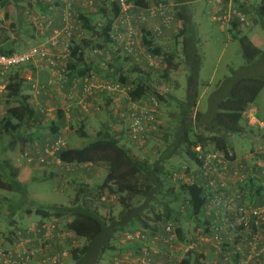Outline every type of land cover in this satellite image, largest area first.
<instances>
[{
	"label": "trees",
	"instance_id": "obj_1",
	"mask_svg": "<svg viewBox=\"0 0 264 264\" xmlns=\"http://www.w3.org/2000/svg\"><path fill=\"white\" fill-rule=\"evenodd\" d=\"M207 1L212 5V21L219 25L224 23V27H226L225 31L229 30L230 32L235 31L237 33L236 38L238 39L242 56L247 64L253 63L263 55L260 47L254 45L247 36L240 35V29L248 25L247 21L256 22V19L251 15L252 12L258 13L262 17L264 15V8L255 9L248 0H222L219 4H213V0ZM127 2L131 5L130 18L135 26H137L136 23L140 22L142 17H145V21H147V24H145V21L142 22L143 25L140 24V37H142V44L146 47L148 53L152 56H157L161 61L159 65L160 69L155 70L147 64V74H142L141 72V75L131 81L130 76L135 62L132 57L122 55L119 52L120 49H114L115 44L111 37L115 20L119 13L118 1L115 0L111 3L110 10L103 12L107 20L99 29L93 24V18L87 14H80L79 21L82 23V36L79 39L75 38L76 30L70 37L69 57L66 60L65 71H61L62 67L57 71L58 74L59 72L61 73L62 79H55L52 76L49 80L54 79L56 84L49 87L46 86V94L41 93L33 103L46 97L52 100L51 94L53 92L51 88L56 89L57 82L63 83L62 88H65L64 91H66L67 83L77 80H80L82 83L85 77H95L91 64L85 58L86 52L90 50V53H92L95 50H100L103 55V51L109 50V46L113 47L114 51V53L110 51V58L116 59L118 57L122 60L125 59V61H131L128 71H124L123 68L118 67L113 61L112 63L108 61L109 67L106 71V81L125 86L124 89L126 91L119 96H122L125 103L124 109H127V115L129 112V100L131 102H139L141 99H148L154 95L160 102L164 101V96L167 93L163 95L152 88L148 84V80L150 81L149 78L152 73L157 74L159 72L154 79L157 86L163 85L171 88V86H168L171 83L170 73L178 68V64H175L176 52L174 50L171 53L163 51L158 42L163 37L165 31L173 28L172 24L174 22V27L177 26L174 40L177 45H181L182 62L189 71L187 75L186 97L184 100L179 101L181 124L179 123L180 126L174 134L176 138L171 142H168L169 139H167L165 148L160 150L158 153L159 157L153 160L148 158L141 160L135 156L133 152L134 147L129 145L130 143L127 141L128 120L123 125L121 132H114L112 124L110 125L109 122L102 125L95 133V139L83 148H69L67 145L63 150L58 152L56 158L61 164H75L78 167L83 164L92 165L89 169L80 168L84 172L89 171L94 166L103 167L106 171V176L96 186L95 190H90L84 185H78L77 196H75L69 207L46 209L43 206H39L26 209V214L33 215L35 213L40 217V221L35 222V224L31 225L32 227L30 226L32 229L31 235L36 239L35 245H38L39 242L43 243V251L35 259L39 260L40 264H50L45 262V259L55 255L61 247H64V242L70 244L73 241L68 237L65 239L63 237L62 240L60 235L63 230L61 231L59 227L51 230L53 232L47 239L44 237V235L49 234V229L47 228L49 223L54 226L57 225L56 222L51 221L53 218L69 220L66 222L64 230L70 233L72 238L83 239L85 241L83 247L74 249L71 252L75 264H99L107 251L115 250L114 242L117 238L116 235L123 236L129 232L142 230L150 242L164 231L162 225L171 224L170 222L172 221L177 226L174 229L177 241L179 240V242L185 244L195 242V238L186 240L185 232L180 222L181 216H187L190 220H194L197 225H200L201 231L197 232L196 236H210L212 229L219 222V217L215 216V213L208 208V201L213 196L212 189L206 187L207 183L199 172L198 174L195 173L198 177L197 179L194 176L191 177L193 179V184L191 185L183 183L182 179L175 180L174 175L177 172L172 173L170 176V173L167 172L166 164L173 156L178 154L179 145L186 147L185 154L197 168L202 165V161L195 151L197 147H201L203 151L216 149L223 152L228 160L233 161L235 155L230 145L231 138L234 134H244L243 131L245 129L240 125V122L244 119L245 112L252 108L251 106L264 89L263 77H233L231 80H226L227 87L225 93L221 94L222 98H218L219 100H216V103H214V110H211L212 113H208L210 111L205 114L200 113L198 111V100L200 96L199 72L202 67V55L199 50V40L194 29L195 0H163V2L162 0H127ZM43 3V1L37 0V4L41 5L43 13L41 15H49L55 19L53 15L49 14L51 6ZM167 4L173 6L170 12L172 14L171 17L168 15L169 8ZM0 6L4 9L5 18L11 20L14 10L11 0H0ZM160 6L162 7L160 8L161 11H158L156 8ZM60 8H62L61 3ZM73 9L75 10V6H73ZM249 15L250 18L248 17ZM218 17L224 20L218 21ZM150 22L159 23L160 28H156V30L149 29L147 31L143 27H146L145 25L148 27V23L150 24ZM152 25L157 27L156 24ZM55 26L58 28L62 27L59 24L56 25V23ZM36 33L38 34L39 32L36 31ZM40 36L44 42V35ZM91 38H96L97 40L92 44ZM8 41L6 39L5 42L8 44L0 45V54L12 55L25 51H20L17 48L16 43L18 41L14 40L11 43ZM117 54L120 56H117ZM97 55L100 56L101 54ZM164 61L166 64L165 68H163ZM43 64L45 65V63L41 65ZM33 67V65H23L8 72L5 97L7 99V106L9 107L6 110V116L0 122V140L2 142L4 140L5 142V139L9 138L8 146L10 148H14L19 141L25 143L26 149L24 153H28L30 156L33 153L32 148H30L32 144L30 143L39 139L37 138L38 127H36L38 123L41 126L43 120L46 123L48 122L47 128L50 138H47L44 144L48 140L55 139L60 134V129L66 123V113L62 110L64 105L62 107L60 100H53L55 107L58 108H56L55 118L53 112V118L49 119L46 113L51 106L45 108L38 102L34 106L31 104L32 97L25 94L26 91H30V94L33 95L32 84L34 82H29L28 89H26L27 80L24 78V74ZM153 78L154 76H152ZM81 90L82 86L80 94ZM168 91L167 89L166 92ZM71 93V90L67 92L68 95H71ZM101 93L109 97L108 101L110 104L117 97V94L109 92ZM53 96L56 95L53 94ZM12 101L18 105L10 106ZM52 103L51 105H54ZM257 112L258 110H256V114ZM192 121L195 123L197 129L193 139L190 138L185 128ZM79 125L77 133L81 137H87L83 122H80ZM124 140H126L128 145L124 143ZM53 161L56 160L48 158L42 165H49ZM188 168L186 169L187 172L190 170ZM18 176V169L14 168L9 160L0 162V191L15 192L19 190L22 199L21 203L23 202L26 205L29 203L27 198L28 193L26 195V191H22L26 190V186L24 183L18 181ZM175 184L177 185L175 186ZM113 197L114 201L112 202H117V206L121 209L116 217L108 215L107 218H103L99 214L96 205L97 203L110 204L112 203L111 201L101 202V199L106 198L110 200ZM17 210L18 208L14 209L12 207L11 213L15 214ZM183 213L184 215H182ZM10 226L12 230L9 229L11 231L7 233V241L12 244L14 242V233L18 230L22 231L24 230L23 228L27 227L15 225L14 219H11ZM165 246L167 253L173 252L167 249V245ZM142 247L143 245L140 243L129 244L128 247H124L119 251L121 254L129 252L128 255L130 257H137L141 256ZM147 247L151 249V246ZM229 247V245H222V250L228 251ZM196 254L189 252L185 259L180 260L179 264H192V255ZM158 258L159 256L156 255L155 262ZM28 264H37V262L33 261ZM168 264L174 263L170 262Z\"/></svg>",
	"mask_w": 264,
	"mask_h": 264
},
{
	"label": "rangeland",
	"instance_id": "obj_2",
	"mask_svg": "<svg viewBox=\"0 0 264 264\" xmlns=\"http://www.w3.org/2000/svg\"><path fill=\"white\" fill-rule=\"evenodd\" d=\"M77 1L78 0H75L74 6ZM86 1L88 0H80V6L82 9L76 10L75 8L73 14L74 17L72 20V24L76 28L74 31L77 30L75 38L78 39L82 36V23L79 21L80 14H87L91 18H93V24H95L98 29L101 28L107 20L106 15L99 13L96 14L94 11L90 10L91 8L95 7L97 0H93V6H88L87 4H85ZM248 1L255 9L264 8V0ZM195 2L196 3L194 6V29L199 40V50L202 55V67L199 72L200 96L198 100V111L200 113L205 114L208 111H210L208 113H212L211 110H214V103H216V100L222 98L221 94L225 93V89L227 87L226 80H231V78L234 77L233 72L236 73L235 75L238 77L239 74L241 75L245 72L249 75L264 78V15L261 17L258 13L256 14L252 12L251 15L254 19H256L257 23L251 20L247 21L248 25L243 27V29H240L241 36H247L250 40H252L253 37L258 36L260 37V40L262 42V45H260V49L262 50L263 55L257 58L253 63L247 64L242 56L241 48L238 39L236 38L237 33L235 31H225L226 27H224V25H219L212 21V5H210L207 0H195ZM11 3L14 8L11 20L5 18L4 9L0 6V45L8 44L7 42H5L6 39L9 40L8 42L10 43L16 40L18 41V43H16L17 48L20 51H24L36 44H42L43 41L40 42L41 36L39 33H36L32 24L33 20L37 16L43 14L40 6L37 4V0H11ZM77 7H79V5H77ZM167 7L169 8L168 15H170L171 17L172 14H170V12L173 6L171 4H167ZM248 17L250 18V15ZM56 21H58V19H56ZM145 22V24H147V21ZM140 24L143 25L141 21L136 23V30L138 33L140 32ZM152 24H156L157 27L153 26ZM56 25H58V23H56ZM148 25V27L147 25H145V28H151V30H156V28H160V24L157 22H150V24L148 23ZM174 25L175 23L173 22V28L164 32V35L163 37H161L160 41L158 42V45L165 52L171 53V51L173 50L176 52L175 64H178V68L174 69L173 72L170 73L171 85L168 84V86H171V88L166 87L169 91L166 92L167 94L164 96V101L160 102V111L157 116L156 123L148 133V138L145 146L141 149H137L135 147L133 148L135 156L141 160H144L146 158L153 160L159 157L158 153L160 152V150H163L165 148L166 140L169 139L168 142H171L174 138H176L174 134L180 126L179 123L181 124L179 118V101L184 100L186 97L187 75L189 74V71L182 62L181 45H177L174 40V37L176 35L175 30L177 28V26L174 27ZM91 39L92 44L94 43V41L97 40L96 38ZM140 40L142 44V37ZM55 50H51V53L56 56L66 55L63 49L57 48V52ZM110 53L111 52L109 50H105L103 51V55L98 56L93 52L90 53V50H88L86 52V57L91 56V59L93 58L95 60L101 58H103L104 60L106 59L105 63H103V61H100V63H103L101 64V67H106V61L110 58ZM121 62H124V59ZM134 62V69H132L130 76L131 81L135 80L139 75H141V72L142 74H147L146 57L141 56L138 61ZM63 63L64 62H62V65ZM40 64L41 63L33 64V66L38 71H42L43 75L45 74V77H47L48 79L44 78V76L42 75L44 79L37 80L36 82H41L42 84H45L46 81L51 79L49 78L51 74H54V78L58 79V69L54 68L52 70L51 68H47L44 64ZM165 67L166 64L164 61L163 68ZM103 70L104 69H102V73ZM102 73L99 72L98 75H96V80L98 82L106 80V76ZM158 74L159 72L157 74L152 73L149 78L150 81L148 80V84L155 90L157 89L156 87H154V85L157 86V84L155 83L154 79ZM27 75L28 73L26 72L24 74L25 79L27 78ZM152 76H154L153 79ZM99 77H101L102 79H100ZM6 83L0 81V92L1 96L3 97L1 102L2 104L0 107V122L6 116V110L9 107L7 106V99L5 97ZM59 83L57 82L55 88L60 89V92L62 90V95L58 92H56V95L57 98L64 105V112L66 113L65 116L67 123H65L64 125H67L69 130V132L66 130L65 133L61 134L66 139L69 148H83L90 141H93L95 139V133L99 130V128L109 122L110 125L112 124L114 132L122 131L123 125L126 124L128 120L127 109H124L125 103L122 99V96L116 95L117 104L116 106H112L111 104L106 103L100 104V101L93 99L95 96L94 95L93 97L87 99L85 102L88 104L90 112L89 114H91L92 116L89 117L91 118L89 124L85 125V132L87 134V137H81V135L77 133V129L80 126L79 123L81 122V120L76 118L74 119L73 112L74 108H76L74 104L75 99L77 100L78 98L79 102L80 93L76 94V88V90H71V95H68L66 91L62 89L63 83ZM26 89H28V87ZM53 97L55 99V96ZM255 102V107L258 110L256 117H258L259 119H264V89L258 95ZM92 103L95 105H93ZM15 104L16 102L12 101L10 106H13ZM52 104H54V101ZM53 106H55V104ZM240 125L245 129L243 131L245 133V136L242 137L240 136V134H234L233 141H235L234 146L238 154L244 155L248 151L254 149V147H258L259 136L264 139V128L256 127L255 124H249L248 121L246 123L244 119L241 120ZM185 128L190 138L193 139L194 134L197 132L195 123L192 121V123H190L189 126H186ZM66 132H68V134ZM5 140V142L4 140L3 142L0 140V162L4 160H9L12 163L13 167L18 169V179L19 182L24 183V185L26 186V190L24 189L22 191H26V195L28 193L27 198L29 202L26 205L23 202L21 203L22 199L19 190L15 191L16 193L0 191V241L4 242L5 245L8 242L7 233L12 230V228H10L11 219L15 220V225L30 227L31 225L35 224V222L40 221V217L37 216L35 213L33 215L26 214V209L32 207L35 208L39 206H43L46 209L69 207L70 203L74 200L75 196H77L78 185H84L87 186L90 190H95L96 186L100 184L106 176V171L103 167L94 166L89 171H86L89 173V176L84 182L73 181L72 177L68 175H62V177H59L57 179H37L35 177L36 175H32L31 173L28 174L27 172L28 165L26 163H28V161L24 157L26 144L19 141L14 148H10L8 146L9 138H6ZM124 143H126V140H124ZM179 146L180 147L178 154L171 158V160L169 161L170 163L168 162L166 164V169L167 172L170 173V176L172 175V173L177 172L180 176H182L180 177V179L183 180V183L191 185L193 184V179L191 177L194 176L195 179L198 178L195 174H198V168L185 154L186 147L182 145ZM187 168L190 169L189 172H185ZM43 177L45 178V176ZM176 185L177 184H175V186ZM241 187L244 188V186ZM96 206L99 210V214L103 218H107L108 215H113L114 217H116L117 213L121 209L117 206V202H112L110 204L97 203ZM12 207L14 209L18 208L15 214L11 213ZM182 215H184V213ZM180 219L182 228L185 232L186 240H189L190 238H196V233L201 231V228L199 227L200 225H197L194 220H190L187 216H181ZM51 221L56 222V227H59V229H62L68 234L64 236V239L68 237L69 239L71 238L73 240L70 244L64 242V247H70L71 252L74 249H80L81 247H83V245L85 244V241L83 239H77L74 237L72 238L71 234L64 230L65 224L69 220H58L53 218ZM170 223L171 225H173L174 229L177 227L173 221ZM162 233L163 232L159 234L160 237L158 236L153 239L154 245H150L152 250H155L159 253L157 263L168 264L172 260L174 264L175 262L179 264L180 260L182 261V259H185L186 256L180 253L181 251L177 250L179 244L174 245V248L172 249L173 254L167 253L165 242H163V239L165 237ZM116 237L117 238L114 242L115 250L107 251L99 264H112V261L115 256L118 257L129 254V252L122 254L120 253L119 250L123 249L124 247H128L129 245H121V240L123 237L122 235H116ZM60 238L63 240V237ZM261 240L263 242L264 250V232ZM205 244L210 243L206 242L204 243V245ZM171 248L172 247H169L167 249L169 250ZM231 248L232 245L228 249L229 257H227V261L225 260V258H222V260L214 258L212 259L213 262L209 260L206 261L204 256L201 255L203 254V252H200L198 253V255H192V264H235V262H233V258L230 259ZM218 253H222V251ZM261 256L262 257L258 259V262L259 264H264V255ZM35 261L37 262V264H40L39 260ZM63 264H75L72 259V255H70L64 261ZM127 264L133 263L129 261Z\"/></svg>",
	"mask_w": 264,
	"mask_h": 264
},
{
	"label": "built area",
	"instance_id": "obj_3",
	"mask_svg": "<svg viewBox=\"0 0 264 264\" xmlns=\"http://www.w3.org/2000/svg\"><path fill=\"white\" fill-rule=\"evenodd\" d=\"M62 8L58 21L49 15L37 16L32 24L40 35H44L45 41L42 44L31 47L22 53H14L12 55L0 54V81L6 83L7 74L10 70L18 68L23 65H33L38 63H45L47 68L59 69L65 71L66 60L69 57L70 37L72 36L75 26L72 24L74 17V3L75 0H59ZM119 13L115 20L112 31V40L114 42V49H120L122 55L132 57L133 61H138L141 56L146 57L149 67L155 70L160 69L161 61L157 56H152L147 49L141 44L140 33L137 32L135 24L130 18L131 5L127 0H117ZM222 0H213V4H219ZM88 6H93V0L85 2ZM161 6L156 8L161 11ZM218 21L224 20L221 17ZM243 20V18H242ZM141 23L145 21V17L140 19ZM166 22V21H165ZM58 23L61 28L55 26ZM224 25V23H221ZM144 47V48H143ZM57 48L63 49L66 55L56 56L51 53V50ZM93 53L101 54L102 51L95 50ZM64 62L63 65L60 62ZM40 64V65H41ZM62 65V66H61ZM58 79H62L61 73L58 74ZM56 79V78H55ZM54 80V79H53ZM48 80L45 84L34 82L32 84L31 95L32 100H36L41 93L46 94V86L56 84L54 80ZM125 86L119 83L110 81L98 82L94 76L85 77L82 81V90L79 97V104L82 106L84 112H89L87 99L93 97L97 92H109L113 94H124ZM157 91L164 95L166 93L165 86H155ZM162 90V91H161ZM3 97L0 92V107ZM128 112V142L132 147L141 149L145 146L148 138V133L156 123L157 116L160 111V101L156 96H150L148 99H141L139 102H131L129 100ZM63 109H65L63 107ZM69 109V108H68ZM53 109H48L46 116L53 118ZM244 117L249 124H255L264 128V123L259 122L256 117V110L254 108L248 109ZM67 146L66 139L59 134L55 139L48 140L43 147L35 149L36 154L40 156L37 160L40 164L45 163L48 158H54L55 162L60 163L56 155ZM195 151L198 153L202 165L198 167L199 174L206 181L208 188L212 189L213 196L208 201V208L219 217V222L215 228L212 229L210 236H196V241L189 244L178 242L174 228L171 224L163 226L164 234L163 242L165 245L174 248L178 245L177 250L181 251L184 256L189 252L198 254L202 252L204 243L210 242L212 247L217 252L222 251V245H232L230 251V259L233 258L235 264H259L258 259L264 255L263 250V230H264V202L260 205H254L246 201V193L237 189L230 193L228 181L230 178H242L246 171L243 164L233 165L231 160L226 158V155L216 149H208L203 151L201 147H197ZM24 157L30 163L33 159L32 155L24 153ZM80 168H91L90 164L79 165ZM186 172V170H185ZM178 173L174 175V179H180ZM205 183V184H206ZM228 192H224L225 190ZM114 201V197L110 200L102 198L101 202ZM32 227V226H31ZM31 227L23 228L22 231L14 233V242L10 244L0 241V264H28L35 261L41 255L43 248L42 242L35 245V237L31 235ZM56 226L49 223L47 228L49 234L44 235L47 239ZM62 231V229H60ZM68 235L62 231L60 237ZM160 237V236H159ZM149 239L142 230H136L123 235L121 243L143 245L141 248V256L130 257L123 255L114 257L112 264H127L129 261L133 264H160L155 262V256L159 253L155 250L148 249ZM151 250V251H149ZM171 252V251H170ZM223 252V251H222ZM170 254H173L170 253ZM71 255L70 247H61L57 253L51 257H47L45 262L50 264H63L64 261ZM154 257V260H153ZM237 258V259H236ZM263 260V259H262ZM172 262V260H171ZM233 264V263H232Z\"/></svg>",
	"mask_w": 264,
	"mask_h": 264
},
{
	"label": "crops",
	"instance_id": "obj_4",
	"mask_svg": "<svg viewBox=\"0 0 264 264\" xmlns=\"http://www.w3.org/2000/svg\"><path fill=\"white\" fill-rule=\"evenodd\" d=\"M41 1L44 2L43 4H46V5L49 4L51 6L49 14L53 15L55 17V19L56 18L58 19V17L60 16V11H61L60 1L59 0H41ZM113 1H115V0H97L95 7L91 8L90 10L94 11L96 14L97 13L103 14L104 11L110 10V5ZM77 5H79V7H77ZM40 8H41V5H40ZM75 8H76V10L82 9L80 6V0H78L77 3L75 4ZM143 28H145V27H143ZM149 29H151V28H148V29L146 28L147 31ZM248 30H250V29H248ZM252 30H251V32H252ZM150 32H151V30H150ZM251 41L257 47H260V45H262L260 37H258V36L253 37V39ZM108 49H109V51L114 53L113 47L109 46ZM117 56H120V55L117 54ZM85 58H87V60L91 64L95 78L99 72L102 73V69H104L102 74L106 76L107 68L109 67V63H112V61L114 64H117L118 67L123 68L124 71H128L130 66H131V64H130L131 61H125V59H124V62H121L122 59H119L118 57L116 59L109 58V60L106 61L107 62L106 67L105 66L101 67V64L105 63L106 59L104 60L103 58H101V59L95 60L93 58L91 59V56L85 57ZM100 61L101 62L103 61V63H100ZM108 61H110V62L108 63ZM60 62L61 63L63 62L62 59ZM35 69L36 68L33 67L30 69V71L27 72L28 73L27 78H26L27 79V83H26L27 86H28V83L31 81L36 82L37 80H43L44 78H47V77H45V74L43 75L42 71H38L37 69L36 70ZM243 71H244V68H243ZM233 74H234V77H236V78L256 77L254 75L246 74L245 72L242 73L241 75L239 74V77L235 75L236 73L233 72ZM42 75L44 76V78L42 77ZM53 75L54 74H51V76L49 78H51ZM99 78L102 79L101 77H99ZM40 84H42V83L40 82ZM27 86L25 85V88H27ZM29 86H30V84H29ZM81 86H82V83L80 80L74 81L72 83H67L66 84V93L69 90H76V88H77L76 94H79ZM62 89H65V88H62ZM51 90H52L54 95H56V92H58L59 94L61 93V95H62V90L60 92V89H52L51 88ZM25 94H27L31 97L30 91H26ZM53 94H51L52 97H53ZM117 95H121V94H117ZM108 98L109 97L108 96L106 97L105 94H103L101 92H97L93 99L100 101V104L101 103L110 104V102L108 101ZM53 99H54V97H53ZM53 99L51 100L50 98L48 99L46 97V98L40 99L39 101H36L35 103L37 104V102H38L39 104H41L45 108L48 106H51L50 108L54 110V118H55L56 108H58V107L51 105ZM115 100L116 99L113 100V103L111 102L112 106H116L117 101L115 102ZM33 101L34 100H32L31 104L36 106V104L33 103ZM54 101H59V99L57 98V95L55 96ZM58 103L60 104V102H58ZM74 104L76 106V108H74V110H73L74 119L76 118V119L81 120V122H83L84 126L88 125L89 121L91 119L89 117L92 115L89 114L90 112H87V113L83 112L84 110H82L83 108L81 109L82 106L79 104L78 98H77V100L75 99ZM255 104H256V102L251 107L257 110V108L255 107ZM17 105L18 104H15L14 106H17ZM93 105H95V104H93ZM62 110L64 111L63 108H62ZM257 119L259 122L264 123V119H259L258 117H257ZM244 120L247 123V119L245 117H244ZM47 124H48V122L46 123V121L43 120L41 126H39V123H38V125H36V127H38L37 138H39V139L30 143V144H32V146L30 148H32L33 153L31 155L33 156V159L30 163L29 162L26 163L28 165V167H27L28 174L31 173L32 175H36L35 177L37 179H39V178H41V179H47V178L48 179L49 178L50 179L51 178L57 179L59 177H62V175H68V176L72 177L73 181L84 182L88 178L89 173L84 172L83 170L80 169V166L78 167L75 164L63 165V164H61V163L59 164L55 161H53L49 165L39 164L37 157H39L40 155L36 154L35 149L38 147L41 148L43 146L45 140L47 138H50L49 131L47 128ZM256 127L261 128L258 125H256ZM66 130L69 132L68 126L64 125V127L60 129L59 133L60 134L65 133ZM68 132H66V133L68 134ZM240 136H242V137L245 136V133L240 135ZM233 137H234V135L232 136V139H231V149L234 152L235 159L232 161V163L234 166H236L238 164H243L246 167V171L242 175L241 179L240 178H230L229 179L228 185L230 187V193L239 189V190L243 191L244 193H246V201L247 202L252 203L254 205H259V204L261 205L264 202V139L259 136L258 147H254V149L248 151L246 154L240 155L235 150V146H234L235 141H233L234 140ZM43 176H45V178ZM18 181H19V179H18ZM241 186H244V188H242ZM228 191L229 190L226 189L224 192H228ZM162 226H164V225H162ZM148 243H149V244H147L148 246L154 245L153 240H151ZM208 243H210V242H208ZM222 251H223L222 253L216 252L214 250V248L212 247V244L210 243V244L203 245V248H202L203 254H201V255L204 256L206 261L207 260L212 261V259H214V258L218 259V260H222V258H225V260L227 261V257H229V252L224 251V250H222ZM196 255H198V254H196ZM230 257H231V255H230ZM193 262H194V258H193Z\"/></svg>",
	"mask_w": 264,
	"mask_h": 264
}]
</instances>
